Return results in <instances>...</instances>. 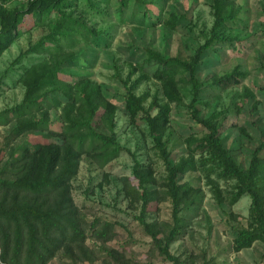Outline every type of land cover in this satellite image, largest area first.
<instances>
[{
  "label": "rangeland",
  "instance_id": "374dc122",
  "mask_svg": "<svg viewBox=\"0 0 264 264\" xmlns=\"http://www.w3.org/2000/svg\"><path fill=\"white\" fill-rule=\"evenodd\" d=\"M119 1L91 0L94 9H90L86 0H78L65 11L72 19L102 33L99 39L85 40L78 34L47 41L57 22L54 14L37 26L28 20L0 56V179L12 177L8 171L15 168L13 163L19 161L22 149L48 141L61 143L60 133L68 126L67 105H73L69 119L91 118L96 130L106 134L113 131L124 151L106 164L97 156L83 155L79 159L76 174L67 183L66 199L54 206L52 201V206L76 220L84 230L85 242L59 251L47 264H107L103 251L110 249L123 253L132 264H172L159 254L150 235L153 232L164 242L173 226L167 165L155 138L170 167L187 162L195 166L177 174V182L191 185L195 194L182 201L183 226L170 243L169 253L179 264H264V244L260 242L240 252L232 249L236 232L253 223L251 200L243 196L229 205L236 182L205 176L204 171L212 167L203 166L210 156L194 144L206 130L191 118L188 75L177 80L173 88L177 100L169 101L163 82L152 77L155 64L145 62L146 50L165 58L190 60L209 37L213 0H141L142 4L129 0L122 14ZM228 1L237 20L226 23L220 35L237 43H216L202 56L196 77L204 87L196 106L200 119L209 118L218 126L223 147L245 171L254 149L264 142V0ZM26 3L0 0L6 10ZM171 21L174 28L167 24ZM41 39L48 43L49 50L28 52ZM55 66L59 68L55 78L45 76ZM234 68L245 74L239 84L214 86ZM32 80L48 83L37 94L41 107L49 96L57 97L59 104L47 102L48 107L44 105L31 117L21 119L39 120L46 112L48 132L21 134L16 129L18 120L9 110L22 102ZM124 82L133 87L136 97L144 98L147 112L154 107L149 112L151 117L166 108L167 122H156L151 129L144 116L131 118L124 106ZM92 86L98 87L101 95L91 99L93 115L84 100ZM260 162L264 163V150ZM136 163L146 174V182L139 183L134 175ZM261 193L264 195V186ZM95 220L113 225L108 241L94 237L90 225Z\"/></svg>",
  "mask_w": 264,
  "mask_h": 264
},
{
  "label": "trees",
  "instance_id": "16d2710c",
  "mask_svg": "<svg viewBox=\"0 0 264 264\" xmlns=\"http://www.w3.org/2000/svg\"><path fill=\"white\" fill-rule=\"evenodd\" d=\"M78 0H27L23 6L13 7L9 10L0 5V56L14 43L22 31V27L27 26L28 20L32 26H37L46 17L56 15L57 22L53 23L54 32L46 37V40L60 41L74 35H81L85 40L99 39L102 33L87 27L82 22L72 19L66 14V10L71 8ZM90 9H94L91 0H86ZM142 4L141 0H134ZM129 0H120V12L123 13ZM228 0H213L212 16L213 24L209 37L194 52L190 60H183L178 57L165 58L161 54L152 50H146V64L154 63L156 68L152 72V77L163 82L165 85V96L169 101L177 100L173 88L177 80H181L186 74L188 83L192 87V99L189 105L191 118L205 130V135L198 140L194 146L206 152L210 156L203 166L211 165L210 169L204 171L206 177L215 176L222 180L236 182V190L229 199V205H234L243 196H249L250 216L253 223L248 228L239 229L232 240L234 252L249 249L256 242L264 244V195L261 193L264 186V163L260 162V154L264 150V142L260 143L253 152L250 166L247 170H240L231 154L223 147L220 139L219 128L211 119H200L196 103L199 100L204 87L196 77V71L201 63L202 56L208 52L214 44L236 41L222 37L221 28L228 22H235L237 15L228 6ZM146 17V14H143ZM174 20V19H173ZM171 28L175 23H167ZM43 39L37 41L28 48V52H39L49 50ZM20 55L18 58H21ZM59 64L58 66H60ZM58 66H55L45 76L55 78L58 73ZM244 73L238 68L224 75L214 83V86L226 88L229 85L239 84ZM48 83L42 80H32L27 86L26 93L19 105L11 108L9 112L17 119L16 129L23 134L29 131L48 132L50 122L46 121V112L39 120H21L40 110L47 102L57 106V97H46L42 101L38 97L44 86ZM90 84V83H88ZM91 85V84H90ZM127 94L124 100L126 112L131 118L138 114L144 116L151 129L156 122L166 123L168 110L161 108L157 116L151 117L143 106L144 98L136 97L133 87L129 88L126 82L123 83ZM87 83L85 89H87ZM45 94V93H43ZM98 87H90L84 98L88 106H92V98H100ZM48 107V106H47ZM68 126L61 131V143L48 141L43 145L26 147L22 149V155L16 163L15 168L8 171L12 176L10 179H0V263L2 264H47L59 251L69 248L72 245L83 244L85 242L84 230L76 222L59 210L53 208L54 204L61 199H66L67 183L76 174L79 159L83 155L97 156L102 164L117 158L124 148L119 145L113 131L106 134L96 130L92 125L91 118L86 120H71L69 115L73 105H67ZM91 107V115L95 113ZM110 113V111H108ZM2 115L0 114V122ZM157 123V124H158ZM160 151L164 154L167 165V183L172 199V219L173 226L166 235L165 241H159L153 232H150L153 243L159 254L172 264H179L176 257L169 253V245L180 234L183 226L180 217L182 201L195 194L194 187L187 183H178L177 174L184 170H194L192 163H184L178 167H170L168 156L163 151L158 138H155ZM7 166V165H6ZM138 163L134 167V175L139 183L146 182V174L140 172ZM7 172V171H5ZM57 199L55 200V197ZM41 201V203H40ZM52 201L53 206H52ZM14 203L16 207H9ZM51 204V205H50ZM73 215V214H72ZM99 220L91 223L96 240L106 242L111 238L113 225L107 222L102 224ZM148 229V226L145 225ZM103 259L107 264H132L126 259L123 253L115 250H104ZM109 260V261H108Z\"/></svg>",
  "mask_w": 264,
  "mask_h": 264
}]
</instances>
